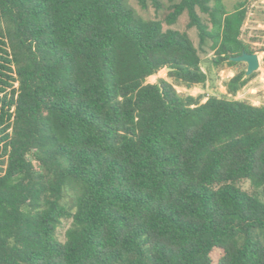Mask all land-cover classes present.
<instances>
[{
	"label": "trees",
	"instance_id": "obj_1",
	"mask_svg": "<svg viewBox=\"0 0 264 264\" xmlns=\"http://www.w3.org/2000/svg\"><path fill=\"white\" fill-rule=\"evenodd\" d=\"M245 17L244 1L0 0V264H264V104L174 88L204 83L209 51L254 52ZM162 67L172 82L145 80Z\"/></svg>",
	"mask_w": 264,
	"mask_h": 264
},
{
	"label": "rangeland",
	"instance_id": "obj_2",
	"mask_svg": "<svg viewBox=\"0 0 264 264\" xmlns=\"http://www.w3.org/2000/svg\"><path fill=\"white\" fill-rule=\"evenodd\" d=\"M238 1H244L246 17L241 28V38L248 43L257 53L259 66L249 78L233 95L226 93L225 82L235 71L245 69L244 62H238L233 66L226 64H215L212 61L213 52L209 51L201 58V69L206 73L204 83H197L190 87L174 85L181 93L191 95H202L203 101L207 95L225 96L227 98L242 99L252 104H264V0H222L227 10H232ZM158 77H163L172 82L166 76V69L160 68L155 73L146 77V81L154 82ZM244 188H248L247 182H242ZM69 219H62L57 226L56 232L59 239L64 237V230L69 225Z\"/></svg>",
	"mask_w": 264,
	"mask_h": 264
},
{
	"label": "water",
	"instance_id": "obj_3",
	"mask_svg": "<svg viewBox=\"0 0 264 264\" xmlns=\"http://www.w3.org/2000/svg\"><path fill=\"white\" fill-rule=\"evenodd\" d=\"M228 60L235 61V62H244L245 69H244V76L252 73L256 70L259 66L258 56L256 52H246L241 51L239 54L231 55L228 57ZM166 70L169 67H164Z\"/></svg>",
	"mask_w": 264,
	"mask_h": 264
}]
</instances>
